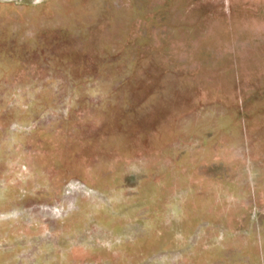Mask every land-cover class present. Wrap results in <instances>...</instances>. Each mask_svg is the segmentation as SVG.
Listing matches in <instances>:
<instances>
[{
    "label": "rangeland",
    "instance_id": "obj_1",
    "mask_svg": "<svg viewBox=\"0 0 264 264\" xmlns=\"http://www.w3.org/2000/svg\"><path fill=\"white\" fill-rule=\"evenodd\" d=\"M0 264H264V0H0Z\"/></svg>",
    "mask_w": 264,
    "mask_h": 264
}]
</instances>
